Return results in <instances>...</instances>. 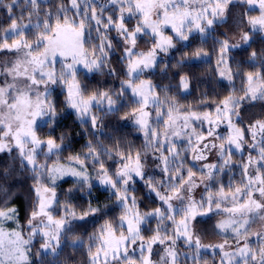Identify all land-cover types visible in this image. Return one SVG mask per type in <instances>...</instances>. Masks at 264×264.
Wrapping results in <instances>:
<instances>
[{
	"label": "snow or ice",
	"instance_id": "6c2138e0",
	"mask_svg": "<svg viewBox=\"0 0 264 264\" xmlns=\"http://www.w3.org/2000/svg\"><path fill=\"white\" fill-rule=\"evenodd\" d=\"M27 4L25 11H28V19L31 20L33 14L39 16L41 6L38 0H23ZM111 6L110 11L113 13L106 19L103 13ZM230 5H247L249 9L258 8L259 15L248 16V25L252 31L264 32V0H108L107 5H97L95 0H59L55 13L49 11L44 13L45 19L38 22L35 27L38 34L35 37V44L26 39V29L30 28V24L22 23L23 13L19 17L15 15L14 9L19 6L18 0H11L5 3L0 0V7L7 11L9 24L6 28L0 29V52L16 53L18 58L15 62L4 65L0 75L5 79L0 82V152H12L15 148L20 156L22 166L26 161L31 166V170L36 176L35 192L37 196V204L30 213L27 220V235L24 228L17 224V228L11 231L5 229L6 221H15L17 219V210L13 207L0 208V264H31L29 253L36 237H40V252L43 254H57V250L61 248L62 235L65 232L66 216L77 218L75 211H69L65 207V217L55 219L51 208L56 201L55 188L45 186L40 177L47 175L53 183L60 175H73L82 177L87 183L88 176L85 171L84 160L79 156L73 157L79 165L80 170H76L73 165L67 168L53 166L49 168L47 164L39 163L38 157L42 152V145L47 148V155H54L60 149V144L56 139L49 138L46 142L41 141L35 130L37 117L48 116L50 120H54L56 114L55 105L49 100V85H57L62 82L67 86V103L75 109L81 117L88 114L94 103L106 101L109 111L115 101L108 92L93 94L87 99L81 91L80 85L76 81V65L83 64L89 71L99 69L104 65V57L107 56L106 48H111V42H105L106 38H102L101 43L91 50L85 47V32L95 22V31L100 32L101 27L106 30L115 29L124 42L129 47L124 49V56L128 61L127 75L129 80L125 81L121 86V95L126 89H131L134 96H139V107L137 111L139 116L134 119L140 129L150 142L155 143V148L160 151L157 157L163 164L162 171L169 174L167 189L163 190L153 184L151 178L146 177L142 171L140 154L136 153L135 158L129 153L125 155L120 153L122 161L121 167L112 175L105 169L103 163L99 162L98 157H91L99 163V171L97 177L101 184L115 190L120 205L124 208V215L120 217V224H106L100 229V234L95 239L96 245L89 247L90 264H153L152 245L159 242L165 244L171 240V244H165V255L161 256L160 264H177V254L174 250L176 239L183 237L185 243L192 247L195 245L197 254L202 247L199 237L194 238V234L190 227L191 221L197 215L211 212L213 208L227 213L226 219L221 220L217 227L221 231L231 230L235 239V252L225 250L228 245L227 239L223 244L216 245L223 251L221 264H264V119H257L251 122L246 130H242L233 123V117L242 121L240 113L237 111L242 107L243 100L256 101L264 100V72L247 73V87L243 96L235 98L233 96L226 97L215 108V119L211 112H187L182 113L179 106L176 105L174 98L165 97L161 100L155 95L154 87L148 81H140L136 83L132 79L134 74L142 72L144 69L155 65L157 51L167 52L169 48L174 47L173 39L187 41L190 34L195 30L203 34L207 29L212 28L218 21L227 19L230 12ZM30 9V10H29ZM72 15L69 16L68 13ZM128 16L137 18L138 23L132 29L126 27ZM55 15V23H52V17ZM171 26L175 33L173 36H164L163 27ZM151 30L155 37L159 40H153V47L146 53H138L134 49L139 39V34H147L146 30ZM240 41L247 44L250 39L249 32H241ZM218 65H220V75L226 79H232L231 69L228 67L226 54L232 48L240 47V43L232 44L225 37L219 42ZM202 50H198L195 55L200 56ZM97 52L101 55L97 56ZM207 55V53H204ZM59 55L64 58L61 62L64 67L59 76L54 71H48L52 67L55 57ZM91 55V59H89ZM257 53L252 52L251 57L254 59ZM70 58V59H69ZM41 85L43 89L41 90ZM181 86L184 89L189 87L186 77L181 79ZM152 104L156 107V116L158 121L163 117H167L162 122L165 125L163 133L152 128L149 123V112L144 109ZM166 105L167 110L161 111ZM175 113V115H174ZM93 127L96 126L97 117L90 116ZM207 122L210 126L216 125L219 121L226 120L227 126L231 132L227 138L216 136L217 139L225 140L228 145L225 148L224 143L220 145L212 144L211 147L219 149V156L222 163L205 165L208 169L207 179L212 180L216 174H219L225 167L230 166L231 157L233 155L232 147L242 151L243 145L246 143L245 131L249 132L252 137L253 149L259 148V157L254 159L251 155L247 163L243 164V175L245 181L238 187L229 186L225 191L224 186L213 193L208 192L207 199L202 198L198 203L188 195V205L186 208L177 212L170 203L173 199L184 201L186 194L191 193L192 189L197 187V181L194 179L196 175L191 168L188 169L187 176L181 173L183 165H178L175 169L170 168L169 157L165 152L169 150V145L174 148V143L170 142V137L180 135L177 126L185 136H189V143H192L191 135L184 129L191 127L190 121ZM182 122V123H180ZM195 133V129L192 130ZM260 139L257 140V135ZM214 128L210 127L207 136H214ZM163 136V140H161ZM204 134L196 135L197 143L193 145V151L197 153L194 159H205L204 149L208 148L205 144L203 148L199 146V142L204 139ZM63 138L61 137V142ZM38 149L40 151H38ZM89 152L94 149L89 147ZM179 156L175 153L174 160ZM84 159H89L85 157ZM258 165L255 172L249 169L253 164ZM175 171L179 174L176 183H173L171 173ZM136 177L145 180L151 192L167 205L162 211L160 207L156 208L152 213H146L144 216L136 209L135 198H129L130 191L128 185L130 181H135ZM7 178V172L4 174ZM123 186V187H121ZM50 194V195H46ZM258 194V198L257 195ZM231 202V207H223L222 205ZM58 203V201H56ZM129 202L131 207H128ZM98 209L89 207L78 218L83 220L89 214H94ZM182 213L179 223L175 220V214ZM147 216H156L160 218V223L164 220H171L175 226L172 236L167 234L166 229L157 228L155 234L147 243H144V237L141 235L139 225L145 222ZM261 222L260 231H253V225ZM127 224V228L124 226ZM119 229H124L119 231ZM164 233L161 235V233ZM118 233V234H117ZM257 237L261 243L258 247H253L249 243V237ZM241 238L243 244L241 246ZM137 241H141L137 244ZM129 246H136L140 250L138 261L129 254ZM93 247L95 251L93 252ZM208 247H213L209 245ZM135 249H133V252ZM44 264V261H41Z\"/></svg>",
	"mask_w": 264,
	"mask_h": 264
},
{
	"label": "trees",
	"instance_id": "16d2710c",
	"mask_svg": "<svg viewBox=\"0 0 264 264\" xmlns=\"http://www.w3.org/2000/svg\"><path fill=\"white\" fill-rule=\"evenodd\" d=\"M11 0H5V3H10ZM19 6L14 9L15 15L19 17L23 13L24 19L22 23L28 21V7L26 3H18ZM40 15H32L29 23L43 21L45 19L44 13H55L59 0H47V2L40 3ZM99 5L98 3H96ZM111 6L108 5L103 13L106 19L113 13L110 11ZM30 10V9H29ZM237 11H233L235 13ZM72 15L71 12L68 13ZM126 15V13H125ZM250 15H259V10H251ZM126 27L132 29L138 23L134 16H126ZM52 23H55V15L52 17ZM9 24V19L6 9L0 7V29L6 28ZM227 23H216L213 28H209L205 33L201 34L198 31L193 32L189 36L187 42H180L177 40L175 49L170 53L168 60H157L153 66L152 75L150 79L156 89V93L161 100L165 97H172L177 106H179L182 113L197 112H214L217 105L228 96L237 97L244 93L247 87V73L249 72H264V37L260 33H255L246 29V25L242 23L244 31L250 33V39L247 44L237 48H232L228 54L229 68L232 73V82L229 83L220 78L218 73V55L221 41L228 35L236 34L238 31L233 27L227 28ZM95 22L85 32V47L89 50L99 45L102 38H106L105 42H111V48H106L107 56L104 57V65L99 69L91 71L84 70L76 74V81L80 85L84 98L87 99L93 94L108 92L112 99L115 101L112 110L109 111V106L106 101L100 102L92 108V115L97 117L96 126L93 127L91 120L80 121L77 115L71 111L67 103V92L63 90L60 85H54L49 95V100L56 107V114L54 120H50L45 116V122L39 125L36 129V135L40 140L47 141L49 138L56 139L60 144V149L54 155L50 156L51 163L49 168L53 167L51 164H60L67 167V164L73 163L76 170H80V165L74 160L73 157L79 156L84 160L86 174L88 175L87 183L84 180L74 181L65 179L57 174L58 178L53 181L45 175V183L49 187L55 188L56 201L53 207L49 210L55 218L61 219L65 217V207L69 211H75L77 218L66 216L67 223L74 225V229L66 232L61 239V248L57 250V254H43L37 252L34 244L29 253L31 264H90L89 263V247L96 245V237L100 234V229L106 224L119 225L120 217L124 215V208L119 206V202L114 191L110 189H103L97 184H93L92 178L95 176V170L99 171V163L91 159L95 156L99 158V162L114 174L117 167L122 161L120 153L125 155L131 153L133 158L136 153L140 154V158H153L156 159L158 165H154L151 161L149 163L150 173L147 177L151 178L153 184L162 187L163 190L166 184L159 182L165 181V173L158 170L162 166V162L157 159L160 156V151L152 145L147 137H143L137 131L125 125L123 119L131 115L138 108L137 102L134 100L129 90H125L121 95L122 84L129 80L127 75L128 61L124 56V45L122 40L118 37V32L113 28L106 30L101 27L100 32L95 31ZM231 31V32H230ZM0 31V35H2ZM28 40H35L38 34L36 27L30 29L27 33ZM150 38V37H149ZM144 35L140 43L148 47V44H153V40ZM237 49V50H233ZM198 50H202L200 56H207V60H193ZM138 53H143L135 50ZM256 52L257 55L253 59L251 53ZM204 53H207L205 55ZM101 54L97 52V56ZM88 58H92L89 55ZM58 68H62L60 64ZM59 73V72H58ZM186 77L189 87L187 92H183L181 86V79ZM136 83L141 81L140 77L134 78ZM166 106V105H165ZM243 115L242 123L238 121V126L242 129H247L249 124L257 119L264 117V100L257 102L245 103L241 112ZM151 126L154 128L156 123L153 118ZM247 134V133H246ZM247 136V135H246ZM61 137L63 138L61 142ZM249 143L248 137L246 138ZM212 145L208 143L210 148ZM89 147L94 149V152H89ZM177 153L179 156L174 160L172 168L175 169L178 165H183L181 173L186 172L189 168L196 171L193 167L192 160L189 155L181 147L177 145ZM183 149H185L183 147ZM207 150V149H206ZM169 151V150H168ZM165 152V155H172L174 149ZM182 153V154H181ZM151 154V155H150ZM181 154V155H180ZM89 157V159H84ZM247 155L244 156L233 154L231 157V164L225 167L222 172L215 175V178L210 184L208 189L211 192H217L221 186H224L227 192L229 186L232 188L238 187L243 182L242 165L247 163ZM194 162V161H193ZM13 169L11 175L4 178V165H1L0 159V185L7 190V198L5 201L0 199V208L13 207L17 210V219L15 221H6L4 227L6 230L11 231L17 228V224L24 228L25 235H27L26 226L27 220L31 211L36 206L33 194V185L35 177L33 172L27 165H20L22 170H17L16 163H12ZM51 165V166H50ZM154 166V167H153ZM181 173L173 171L175 177ZM186 174V173H185ZM129 195L135 198L136 204L142 213L154 212L158 207L163 208L162 201L151 192L145 180L134 181L129 185ZM34 201V203H33ZM33 203V205H32ZM96 208L97 212L89 214L85 219L81 220L78 217L88 208ZM228 215L214 216L209 220L198 221L199 236H205L207 239H220L229 242H235L233 239L234 234L232 231H221L217 225L221 220L226 219ZM216 218V219H215ZM148 221V220H147ZM215 221V223H214ZM164 224V225H162ZM160 223V218L153 217L152 220L147 222V225L141 230V235L145 238L144 241L150 240L155 234L158 227L167 230V234H171L173 225L167 220ZM215 226V227H214ZM255 225H253L254 227ZM213 229V230H212ZM120 230V229H119ZM121 231V230H120ZM119 233V231H118ZM162 234H164L162 232ZM243 239V238H241ZM261 241L256 240L252 244L259 246ZM183 245V244H181ZM95 251V248L93 247ZM160 246L155 247L152 256H158L156 252H161ZM134 259L138 261V257L134 253H129ZM157 256V257H156ZM115 264V262H114Z\"/></svg>",
	"mask_w": 264,
	"mask_h": 264
},
{
	"label": "rangeland",
	"instance_id": "374dc122",
	"mask_svg": "<svg viewBox=\"0 0 264 264\" xmlns=\"http://www.w3.org/2000/svg\"><path fill=\"white\" fill-rule=\"evenodd\" d=\"M22 2H23V0H18V3H22ZM38 2L44 3V2H47V0H38ZM95 2L98 3L99 5H107L108 4V0H95ZM255 9H258V8H251V9H249L247 7V5H238V6H232V5H230V12L227 14V19L224 20V21H222V22L221 21H218L217 22V23H222V24H226L227 23V25H228L227 28L233 27L235 29L236 27H238V28H236L237 31H238L236 34H231V36L228 35V39L231 41L232 44L240 43V44L244 45V43L242 41H240L239 37H240L241 32H245L244 30L252 31L251 26L248 25L247 21H248V16L250 15V11L251 10H255ZM233 11H237V12L233 13ZM126 16H128L127 13L125 15V19L127 18ZM242 23H244L246 25V29H244V30H243L242 27H239L240 25H242ZM24 24H30V28L29 29H26V33H28V31L30 29H32L33 27H35V25H36L35 23H29V20L28 21H25ZM231 30H232V28H231ZM146 31H147V34H143V33L139 34V39L137 40V44H136V47H135L134 50H137L139 52L146 53L147 51H149L153 47V44H151V45L148 44V47H147V46H144L143 43H140L139 42V40H141V38H143L144 35H146L147 38L150 37L149 38L150 40H154V39L155 40H159L160 39L159 37L153 36V34L151 33V30L150 29L149 30H146ZM193 32H196V31L194 30ZM193 32L190 35H192ZM252 32L260 33L264 37V32H262V31L257 30V31H252ZM163 34H164V36H173V37H175V33L172 31L171 26L163 27ZM27 37H29L28 34L26 35V39H28ZM118 37H119V39L122 40V43H123V45H124L125 48L130 46V45H128V44H126L124 42V39H123L122 36L118 35ZM175 39L179 40L178 38H175ZM177 40H174L173 39V44L176 43ZM179 41L180 42L182 41L184 43L187 42V41H184V40H179ZM30 42L33 43V44H35V40L30 41ZM174 49H175V44H174V47L169 48L167 52L157 51L156 61L157 60H160V59L161 60H168L170 58V55H171L170 53H172V51ZM233 50H237V49H233ZM226 56H227V63L229 65L228 54H226ZM17 58H18V55L16 53H14V52L13 53L0 52V71L3 70L4 65L15 62V60ZM63 59L64 58H62L59 55H57L55 57L54 61H53L52 67L49 68V69H46V70H48V71H54L57 74V76H59V74L62 71L65 70L64 67H63V64L61 62ZM207 59H208L207 56H203V57L202 56H198V57L196 56L193 60H207ZM58 64H60L62 66V68H58V66H57ZM75 67H76V74H78L80 71L88 70V68L84 67L83 64H77ZM220 67L221 66L218 65V73H219L220 78L222 80H224V81H227V82L231 83L232 82V79L229 80V79H226L225 77H222L220 75ZM152 68H153V66L150 67V68L144 69L142 72H138L137 74H134V76L132 77V79L137 78V77H140L141 78V81H148L154 87L155 95L158 96L157 93H156V89H155V86H154L153 82L150 79H148L152 75V70H151ZM4 79H5V77L3 75H0V82H2ZM137 84H139V83H137ZM57 85H60L63 88V90H66V92H67V86L64 85L62 82L58 83ZM40 87H41V90H42L44 86L41 85ZM53 87H54V85H49V95H50L51 90L53 89ZM187 89H184L183 88L182 90H183V92H187ZM127 90H129V92L132 94L134 100L138 104V101L141 98L139 96H134L131 89H127ZM241 96H243V94H241L240 96H238V98L241 97ZM235 98H237V97H235ZM257 101H259V100H256V101L243 100L241 102L242 107H240L239 109H237V111L240 113V117L243 118V115L241 114V112L243 110V107H244L245 103L257 102ZM96 104H98V103H96ZM94 105H95V103L93 104V106ZM93 106H92V108H93ZM138 107H139V104H138ZM69 108L71 109V111H73L77 115V117H78V119L80 121H89V120H91L90 119V116H93L92 113H91L92 108H91L90 112L88 114L84 115L83 117H81L80 114L75 109L71 108L70 106H69ZM137 109L131 115H129L128 117L124 118L123 119V123L125 125L129 126V127L134 128L139 135H141L143 137H146L145 134H144V132L140 129L139 125L136 124L135 119H134V114H135V116H139V112L137 111ZM166 110H167V107L166 106H164L163 108H161V111H166ZM144 111H147V112H149L151 114L149 116V118H148L150 125H151V121H152V118H153L154 122L156 123V126H154V129H156L157 131L163 133L164 128H165V125H164V123L162 121L163 120H166L167 117L165 116L161 120L158 121V118L156 116L157 109L152 104H149L144 109ZM211 113L213 114V118L215 119V111L214 112H211ZM174 115H175V113H174ZM262 119H264V117ZM45 120H46L45 119V116H43V117H37L36 118V123L34 125L35 130L37 129V127L39 125L43 124L45 122ZM238 121H240V119H238L236 117H233V123L237 127H239L238 126ZM180 123H182V122H180ZM190 124H191V127L184 129V131H187L191 135V140H192V143L191 144L189 143V136H185L183 134V131H181V129H180L179 126H177V129L176 130L178 132H180V135H178V136L177 135H173V136L170 137V142L174 143V145H175L174 148H172L171 145H169V151L170 150L172 151L174 149L172 155L168 151V153H169L168 157H169V162H170V165H169L170 168H172V165H173V162H172L173 161V156H174L175 153H177V149L176 148H177V145H178L179 147H181L182 152H183V150L186 151V153L189 155L190 159L192 160V163H195V164H193V167L196 170V171H193V170L192 171L195 172V174H196L194 176V179L197 181V187L193 188L192 191H191V193L186 194L185 200L183 202L182 201H179V200H175V199H173L170 202L173 205V208L177 212H179L180 209H183V208H186L187 207V205H188V195H190L192 197V199L195 200L198 203L201 201L202 198L207 199V195H208L207 191L210 188V184H211V182H212L213 179L212 180H209V179H207L206 175H204V174H206L208 172V169L206 167H204V166L205 165H208V164H216V165L219 166L222 163V160H221V158L219 156V149H218V147L217 148H213V147H210L209 148L208 147V148H206L207 150L204 149V155L206 157L205 159H199V160L194 159V156L197 154V153H195L193 151V145H195L197 143L196 135L201 134V133L204 134V137L205 138L201 142H199V146L201 148H203V146L205 144L208 145V143L209 144H211V143L212 144H216L217 146L220 145L221 143H224L225 148H227L228 145L226 143V139L225 140L217 139L216 136L218 135L220 137L227 138L229 135H231V132H230L228 126H227V121L226 120L219 121L214 126H210L207 122H201V121H195V120L190 121ZM210 127H213L214 128V132H215V135L214 136H207V132H208V130H209ZM193 129H195V133L192 132ZM242 130H244V129H242ZM247 137H248V139H249L250 142L248 143L247 140H246V143H244V145H243V150L242 151H238L233 146L232 147V152H233V154H238V155H241V156H244V154L247 155L246 161L248 162L250 155L254 159H258V157H259V148L253 149L251 147V144L253 143L251 134L249 132L245 131V139ZM259 139H260V135L258 134L257 135V140H259ZM161 140H163V136H161ZM41 141H43V140H41ZM44 142H46V141H44ZM152 145L155 147L154 141L152 142ZM41 147H42V152H41V154L38 157L39 163H41V164H45L46 163L47 166H48L51 163V161H50L51 160L50 159V156L51 155H47V157H46L45 154H47V148L45 146H43V145ZM183 147L185 149H183ZM38 151H40V150L38 149ZM0 159H1V165H4V169H3L4 170L3 171L4 174H5V172H7V175H11V170L13 169V166H14L12 163L18 164L17 165V170H22V168H23V167L21 168V166H20L22 164L21 163V159H20V156H19L18 151L15 148H13L12 149V152H10V153L7 152V151L0 152ZM148 161L149 162L154 161L153 164L155 166L158 165L156 159H153V158L152 159L151 158H148V159L141 158L142 171H143V173H144V175L146 177L150 173L151 174L154 173L153 170H150V165H149ZM24 164L27 165V162L24 161L23 162V165ZM51 165L52 166L63 167L60 164H51ZM69 165H73V163L67 164V167ZM121 165H122V163H120V165L117 167L116 171L121 167ZM257 166L258 165H256L254 163L252 165V167H250L249 171L250 172H255V168ZM27 167H29V169L31 170V166L30 165H27ZM67 167H64V168H67ZM162 168H163V164H162L161 168L158 169V170H162ZM105 169H107V168L105 167ZM242 171H243V167H242ZM108 172H109V170H108ZM187 172H188V170H186V172H184L182 174L185 175V176H187ZM97 173H98V170L97 171L95 170V176L92 178V181L91 182L93 184H97V185L101 186L103 189H110L112 191H115V190L111 189L110 187L101 184L100 181H99V178L97 177ZM109 174L112 175L110 172H109ZM58 175H60V174H58ZM60 176L61 177H64L65 179H71V180H74V181H78V180H82L83 179L82 177H77V176L68 175V174L60 175ZM172 176H173V181L172 182L173 183H176L177 181L175 179V176L173 174H172ZM34 177H35V180H34V185H33V194L35 196L34 197V201L37 204V196H36V192H35L34 189L38 185H36V176H34ZM242 177L244 179L243 180V182H244L245 179H246V177L244 175H242ZM164 178H165V181L164 182H159V183L160 184L165 183L166 184L165 188H167L169 174H166L165 173V177ZM40 179H41L42 183L45 186H47L46 183H45V181H44L45 176L40 177ZM137 180L143 181L139 177H136L135 181H137ZM132 182H134V181H130L129 184L132 183ZM1 186H3V185H0V199L2 201H5L6 198H7V190H5L4 188H2ZM121 187H123V186H121ZM46 195H50V194H46ZM256 195H257V198H258V194H256ZM128 196H129L130 200H131V198H133L129 194H128ZM34 201H33V203H34ZM33 203H32V205H33ZM54 203H55V201L53 202L51 208L53 207ZM119 206H121L120 203H119ZM131 206L132 205L129 202L128 207H131ZM231 206H232V204L229 201V202L223 204L222 205V208L223 207H231ZM166 208H167V205L166 204H163L162 211H164ZM50 209H48V210H50ZM135 211H138L141 214V216H144L145 215L144 213H142L141 210H139L137 204H136ZM150 213H152V212H150ZM169 214L170 215L175 214V220H176L177 223H179V221L181 219V216H182V213H180V214L169 213ZM218 215L219 216H223V215H228V214L227 213H224L222 211H220L218 213V210H216L215 208H213V210L211 212H206L204 214L197 215L195 217V219L191 221L190 227H191L192 232L194 234V238L195 237H199L200 238L202 247L200 248L199 253L197 254V252L195 250V245L194 244L192 245V247H189L185 243L183 237L177 238L176 239V243L174 245V250H175V252L177 254V257H176L177 264H221V260L223 258V251L220 248L215 247V246L216 245H219V244H223L225 241L224 240L217 239V238L216 239H207L205 236H203V237L202 236H199V233H198V230H199L198 221H200V220L204 221V220H207V219L209 220L210 218H212L214 216H218ZM153 217H156V216H147L145 222H143V223H141L139 225L140 229L143 230V228L147 225V222H149V220H152ZM54 218H55V216H54ZM156 218H159V217H156ZM55 219H58V218H55ZM167 221L173 225V222L171 220H167ZM69 222L65 224V232L63 233L62 237L64 236V234L66 232L74 229V225L73 224H70ZM214 223H215V221H214ZM118 224H120V220H119ZM162 225H164V224H162ZM124 228L125 229L127 228V224H125ZM162 229H164V228L162 227ZM120 230H124V229H120ZM120 230H118V231H120ZM260 230H262L261 229V222L257 221V223L255 224V226L253 227V231H260ZM26 231H27V226H26ZM171 231H172V233L171 234H168L169 236H172L173 233H174V231H175V226L174 225H173V229H171ZM161 235H163V234L161 233ZM256 240H259V239L257 237H255V236L249 237V243L253 247H258L257 245H253L252 244ZM147 241H144V243L146 244ZM243 242H244L243 239H241V246H242ZM96 243H97V241H96ZM140 243H141V241H137V244H140ZM33 244H34V247L36 248L37 252H40V237H36L34 239V241H33ZM165 244H171V240L166 241ZM165 244H161V243L157 242V243H155V244L152 245V254H153V251L155 252V247L160 246L162 248V251L161 252H159V253L156 252V255L158 256V257L156 256L157 258H155L154 255L151 256V259L153 261V264H160V258H161V256H164L165 255ZM181 244H183V245H181ZM235 244H236V241L235 242H230L229 241L228 242V245H232L233 247H228L226 245L225 250H227L229 252H235V250H236L235 247H234ZM209 245H211L213 247H208ZM133 249H135L134 252H133ZM93 252H94V250H93ZM129 253H134L138 258L140 256V250L136 246H129ZM88 259H89V263H90V256L88 257ZM225 264H228V262L225 261Z\"/></svg>",
	"mask_w": 264,
	"mask_h": 264
}]
</instances>
